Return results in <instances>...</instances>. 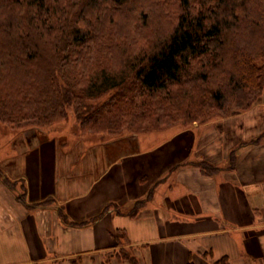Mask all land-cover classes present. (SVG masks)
<instances>
[{
  "label": "trees",
  "instance_id": "1",
  "mask_svg": "<svg viewBox=\"0 0 264 264\" xmlns=\"http://www.w3.org/2000/svg\"><path fill=\"white\" fill-rule=\"evenodd\" d=\"M145 1L0 0V123L13 131L42 129L72 115L92 147L171 121L204 125L260 99L264 68L257 54L251 64L253 58L240 63L232 53L243 71L223 65L241 13L252 16L251 0H176L175 25L165 35L143 33ZM151 1V8L170 3ZM122 18L131 22L123 33ZM197 166L208 174L217 169L205 161ZM5 172L0 166L3 180ZM18 198L26 202L25 194ZM120 261L145 264L135 254ZM214 264L231 262L223 256Z\"/></svg>",
  "mask_w": 264,
  "mask_h": 264
},
{
  "label": "crops",
  "instance_id": "2",
  "mask_svg": "<svg viewBox=\"0 0 264 264\" xmlns=\"http://www.w3.org/2000/svg\"><path fill=\"white\" fill-rule=\"evenodd\" d=\"M196 137L185 130L153 147L122 140L58 155L47 143L48 158L16 150L0 159L17 178H0V264H102L120 240L145 264H264V144L225 167L227 155L201 157Z\"/></svg>",
  "mask_w": 264,
  "mask_h": 264
},
{
  "label": "rangeland",
  "instance_id": "3",
  "mask_svg": "<svg viewBox=\"0 0 264 264\" xmlns=\"http://www.w3.org/2000/svg\"><path fill=\"white\" fill-rule=\"evenodd\" d=\"M150 1L151 0L145 1L147 7L149 6L148 8L146 7V9L149 10L145 12L149 13V20L147 23H143V33H160L165 35L171 30V28L173 29V26L175 25V14L177 12L178 3L176 0H169L170 3L167 4V6H163L164 11H161L160 9H163L162 6L159 8H151L150 5L153 4V1ZM249 3L251 10L250 14L252 16L244 19V14L243 12L241 13L243 19L237 26H240V28L234 29L235 31L233 32L236 33L234 37H230V43H232V45L228 44L226 47L227 55L223 58L224 67L240 71L244 70L240 64L238 65L235 62L232 54L234 53L235 55L238 54L237 59L240 63L242 62V57L245 55L249 56L250 60L253 58L251 64L254 62L253 55L257 54L260 59L256 61V65L264 68V59L261 57H264V0H251ZM249 7H246V9ZM134 8L135 7L133 6V9ZM131 14L134 16L136 15L134 10ZM120 21L121 24L119 27L121 28V32L129 31L131 27L128 23L131 24V22L125 23L123 18L120 19ZM253 22H257V25ZM132 23H135L134 20H132ZM236 51L238 53H236ZM70 112L73 114L72 110ZM198 123L182 120H177L176 122L171 121L168 123L169 125L167 127L161 130L157 129L156 131L141 135H126L117 140H121V142L124 140L126 144H138L139 142V146L141 144L142 147L146 148L166 144L180 131L187 130L188 132H196V141L198 140V143L201 144L199 149L200 153L203 154L201 157L203 159L205 156L208 158L205 149L210 151L213 150V159L216 161H222L224 155H227L228 158L224 160L225 162H223V164H226L225 167H228L232 157L237 156L238 159V155L242 156L243 153L248 150L250 145L255 143L264 144V135H262L264 132V91H262L260 99L246 111L233 113L226 117L216 118L204 125ZM85 140L86 139L81 133L78 122L72 115L64 121L53 123L49 125V127H44L42 129L34 128L13 131L0 123V159L3 160L5 157L16 155V150H19L18 154H20V156L18 157L21 158H24L28 153L39 154L40 152L41 157L48 158L51 156L52 151L49 150L47 146L44 147L43 144L46 145L47 143L55 145L57 155L59 154V151L62 152L64 150V152L71 153L75 148V151H78L86 146L84 144ZM88 149L89 147H86L85 151H88ZM129 149L131 148L129 147ZM232 151H234V154H232ZM63 158L64 156L62 154L58 157L60 160ZM210 164L213 167L216 165L212 162ZM5 174L7 175L5 180H7V178L11 181L17 179L14 174L8 172H5ZM15 187L19 190V193L24 192V187H19L18 183ZM130 254H136L134 247H131L128 243L120 240L116 248L103 253L102 264H112L113 259L116 260V262H119L121 256L124 257L125 255ZM119 263L124 264L123 261H120ZM195 264L200 263L195 262Z\"/></svg>",
  "mask_w": 264,
  "mask_h": 264
}]
</instances>
